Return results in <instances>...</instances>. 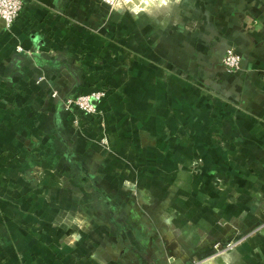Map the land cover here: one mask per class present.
Segmentation results:
<instances>
[{"label":"crops","instance_id":"0c3cea01","mask_svg":"<svg viewBox=\"0 0 264 264\" xmlns=\"http://www.w3.org/2000/svg\"><path fill=\"white\" fill-rule=\"evenodd\" d=\"M157 4L25 0L10 28L0 19V264L203 261L195 248L240 220L245 241L211 264H264V0ZM101 89L104 123L77 128L63 98ZM125 181L152 196L133 221L152 220L156 240L137 249L103 224L135 199Z\"/></svg>","mask_w":264,"mask_h":264},{"label":"rangeland","instance_id":"374dc122","mask_svg":"<svg viewBox=\"0 0 264 264\" xmlns=\"http://www.w3.org/2000/svg\"><path fill=\"white\" fill-rule=\"evenodd\" d=\"M140 0L137 1H133V0H125L126 3V7L128 9H130L132 12H134L135 14L138 13H146L148 12L155 4L157 5H172L169 4V2L173 1L174 4H177V2H179V0H147L149 2V5L146 4H142L139 2ZM104 4H106L105 2H103ZM107 6L111 7V8H117V9H121L123 8L124 10L126 9L125 4H123L122 0H116V3L114 6H110L108 4H106ZM140 6V7H139ZM192 84V83H191ZM195 83H193L192 85H194ZM205 86V91L210 95H214L215 90L214 88H212L211 86ZM81 95V94H79ZM53 96L56 97L58 96V94L54 91ZM78 96V95H77ZM70 97H65L63 98L62 102L64 100H67ZM63 105V104H62ZM64 110L67 112H76L78 113L76 118H75V123L77 125V128L79 126V118L81 116H90V117H99L102 120V124L104 123V111L101 110L102 112H98V114H88L86 112H82L79 109H75V108H71V109H67L66 107H64ZM101 146H103V148L105 150H109L108 149V142L106 140V138L101 139V141L99 140ZM202 161L200 159H192L191 163H190V168L192 171L193 175H201V168H202ZM217 180V179H215ZM217 185V183H216ZM125 190L130 193V195H133L135 199H130V201H128L127 203V208L124 210L125 212V216L121 219L119 217H117L116 215H113L112 219H110L109 221H105L103 224L105 225V227L109 230H111L112 228L118 231H121L122 235H123V244H124V249H137L136 247H134L132 244L133 242H135L137 240V238L139 237V235H141L142 238H146L147 242H149V240L151 241H155L156 237L154 236V230H155V223H153L152 220H146L145 222H141L140 223V229L134 226V221H133V215L135 214L134 209H136L137 204L140 206L139 210L140 212H143L146 215V211H144V209L142 210V206H150L151 205V201H152V196L150 195L149 191H147L146 189H144V191H141L138 187L137 184L134 183V185L131 184V181L126 183L125 181ZM136 205H135V204ZM133 209V210H131ZM181 212L176 211L174 209L171 210L170 215H180ZM168 229H169V233L173 234L174 237L173 238H168V237H164L163 235L161 237V241H165L163 243H165V249H171V251H173L174 249H179V243H178V230L174 227L173 221H169L168 224H166ZM223 226L225 227V229L229 232V236H227V238L222 239L220 241H215V240H211V241H206L203 240L201 245L202 247L198 246L195 249H199V253L203 252L206 256L204 257V260L201 261L200 258H198V261L196 260H192L190 261V259H187L185 261L184 264H206L208 263H212V260L218 257H225L229 252L237 249L246 239V231H250L249 227H247L245 225V223L242 222V220L238 221L237 223H232V225H229L228 223L223 224ZM255 227V226H254ZM140 233V234H139ZM175 234L177 235L175 237ZM149 239V240H148ZM158 242V241H157ZM156 243V242H155ZM177 247V248H176ZM145 255V257L148 259L150 258L152 261V264H155V262L152 260V256L148 255L147 253H143ZM201 254V253H200ZM207 260V261H206ZM148 262L150 261H146V263L148 264Z\"/></svg>","mask_w":264,"mask_h":264},{"label":"built area","instance_id":"2783aa9c","mask_svg":"<svg viewBox=\"0 0 264 264\" xmlns=\"http://www.w3.org/2000/svg\"><path fill=\"white\" fill-rule=\"evenodd\" d=\"M110 6H114L116 0H102ZM25 0H0V19L4 21L7 28H10L20 16L24 8ZM127 10L131 11L126 7ZM132 12V11H131ZM222 65L226 72L234 73L239 69L240 56L234 49L230 48L226 51L222 60ZM107 97V92L103 89L95 90L86 94H81L75 97H70L64 100L63 106L68 110L71 108L79 109L88 114H98L102 112L98 106ZM148 264H152L150 258L147 259Z\"/></svg>","mask_w":264,"mask_h":264},{"label":"bare ground","instance_id":"6f19581e","mask_svg":"<svg viewBox=\"0 0 264 264\" xmlns=\"http://www.w3.org/2000/svg\"><path fill=\"white\" fill-rule=\"evenodd\" d=\"M123 1V4H125V7H126V3H125V0H122ZM134 1V0H133ZM135 1H137V0H135ZM141 4L140 5H142V4H146V5H149V2L147 1V0H140L139 1ZM140 7V6H139Z\"/></svg>","mask_w":264,"mask_h":264}]
</instances>
